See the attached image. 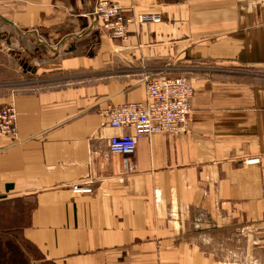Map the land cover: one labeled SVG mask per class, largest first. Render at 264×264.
Listing matches in <instances>:
<instances>
[{"label":"crops","instance_id":"obj_1","mask_svg":"<svg viewBox=\"0 0 264 264\" xmlns=\"http://www.w3.org/2000/svg\"><path fill=\"white\" fill-rule=\"evenodd\" d=\"M98 1L0 0V221L22 229L1 239L26 264H227L225 237L264 234V0H106L162 16L125 40ZM148 77L191 81L190 129L141 139L125 174L108 111Z\"/></svg>","mask_w":264,"mask_h":264},{"label":"built area","instance_id":"obj_2","mask_svg":"<svg viewBox=\"0 0 264 264\" xmlns=\"http://www.w3.org/2000/svg\"><path fill=\"white\" fill-rule=\"evenodd\" d=\"M93 14L100 22V29L114 40H125L131 28L156 24L162 21L161 14H132L115 2L99 0ZM146 99L141 103H126L108 111L110 126L115 129L129 128L132 133L112 136L110 151L123 158L125 174L133 171L132 157L138 142L154 134L182 135L189 131L191 123V99L194 89L186 77H148ZM18 114L14 106H0V137L16 138ZM248 164H259L260 158L249 159ZM75 193H89L74 185Z\"/></svg>","mask_w":264,"mask_h":264},{"label":"rangeland","instance_id":"obj_3","mask_svg":"<svg viewBox=\"0 0 264 264\" xmlns=\"http://www.w3.org/2000/svg\"><path fill=\"white\" fill-rule=\"evenodd\" d=\"M253 70L264 75V71ZM27 89H30L27 87ZM252 229H248L245 236L239 232H234L233 235L225 237L226 243L223 244L224 255L228 256L223 262L227 264H264V234L254 238ZM221 252V247H215ZM228 252V254H227Z\"/></svg>","mask_w":264,"mask_h":264},{"label":"trees","instance_id":"obj_4","mask_svg":"<svg viewBox=\"0 0 264 264\" xmlns=\"http://www.w3.org/2000/svg\"><path fill=\"white\" fill-rule=\"evenodd\" d=\"M6 213L0 212V218H4ZM14 224L16 223L12 216L8 217L4 223L0 221V264H26L19 246L16 243L14 244V241L9 238L5 242L1 239L2 234L6 236L9 233L18 239L19 232L22 229L20 227H14Z\"/></svg>","mask_w":264,"mask_h":264},{"label":"water","instance_id":"obj_5","mask_svg":"<svg viewBox=\"0 0 264 264\" xmlns=\"http://www.w3.org/2000/svg\"><path fill=\"white\" fill-rule=\"evenodd\" d=\"M2 39V35L0 34V40Z\"/></svg>","mask_w":264,"mask_h":264}]
</instances>
